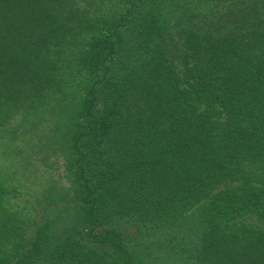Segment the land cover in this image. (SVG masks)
<instances>
[{
	"label": "trees",
	"instance_id": "obj_1",
	"mask_svg": "<svg viewBox=\"0 0 264 264\" xmlns=\"http://www.w3.org/2000/svg\"><path fill=\"white\" fill-rule=\"evenodd\" d=\"M199 2L0 0V128L70 183L22 217L0 181V264H140L131 228L167 261L264 264V0Z\"/></svg>",
	"mask_w": 264,
	"mask_h": 264
},
{
	"label": "rangeland",
	"instance_id": "obj_2",
	"mask_svg": "<svg viewBox=\"0 0 264 264\" xmlns=\"http://www.w3.org/2000/svg\"><path fill=\"white\" fill-rule=\"evenodd\" d=\"M181 0H175V2ZM200 0H194L195 2ZM213 0H201L197 7L213 6ZM16 117V116H15ZM12 124L9 123L7 128H0V181L3 182L11 191L5 201L6 206L18 212L22 217L33 215L38 208H49L47 216L55 214L65 201H53L52 194L54 190L70 189L68 177L65 174L61 156L51 152L41 150L39 143L29 134L22 135L20 132L11 134ZM222 186H219V188ZM52 191V193L48 191ZM58 202L59 205H55ZM199 204L185 214L181 219V229L179 235L172 241V244L184 246L181 243L185 237L184 226H192L196 229L199 218L196 209ZM183 224V225H182ZM185 224V225H184ZM264 228V225L259 224ZM132 232L133 243L136 249L141 252L140 264H182V253L179 258L167 261L160 257V249L153 231H144V234L136 237L134 228ZM185 237V247H190L194 240V233ZM131 234V233H130ZM131 236V235H130ZM169 237H167L168 239ZM166 239V238H165ZM169 242V241H168ZM171 243V242H169Z\"/></svg>",
	"mask_w": 264,
	"mask_h": 264
}]
</instances>
